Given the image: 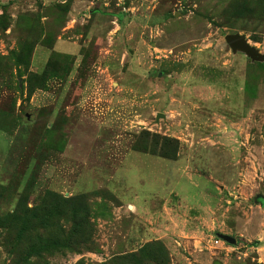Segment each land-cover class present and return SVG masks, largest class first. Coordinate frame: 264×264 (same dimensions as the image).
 Segmentation results:
<instances>
[{"label":"rangeland","instance_id":"374dc122","mask_svg":"<svg viewBox=\"0 0 264 264\" xmlns=\"http://www.w3.org/2000/svg\"><path fill=\"white\" fill-rule=\"evenodd\" d=\"M0 264H264V0H0Z\"/></svg>","mask_w":264,"mask_h":264},{"label":"water","instance_id":"95a60500","mask_svg":"<svg viewBox=\"0 0 264 264\" xmlns=\"http://www.w3.org/2000/svg\"><path fill=\"white\" fill-rule=\"evenodd\" d=\"M226 40L227 42L234 48H239V49H243L245 50L247 53L253 55L254 57L258 56V52L255 48H253L246 40L245 35L243 34H227L226 35ZM219 236L231 243V244H235L237 242V239L230 235V234H226V233H219Z\"/></svg>","mask_w":264,"mask_h":264},{"label":"trees","instance_id":"16d2710c","mask_svg":"<svg viewBox=\"0 0 264 264\" xmlns=\"http://www.w3.org/2000/svg\"><path fill=\"white\" fill-rule=\"evenodd\" d=\"M166 157H170V158H173V156H166ZM55 195V193H52L51 194V197L52 196H54ZM50 197V198H51ZM76 199V197L75 198H73V199H70L71 201H74ZM51 200L53 201V202H55L57 205H60V202H64L62 199H59V198H51ZM69 200V199H68ZM77 200H82V198L79 196V197H77ZM46 201V200H45ZM81 211V210H80ZM82 213V212H81ZM256 243L258 244V241H256Z\"/></svg>","mask_w":264,"mask_h":264},{"label":"crops","instance_id":"0c3cea01","mask_svg":"<svg viewBox=\"0 0 264 264\" xmlns=\"http://www.w3.org/2000/svg\"><path fill=\"white\" fill-rule=\"evenodd\" d=\"M142 200H143V199H142ZM142 200H141V201H142ZM141 201H139V203H140Z\"/></svg>","mask_w":264,"mask_h":264}]
</instances>
